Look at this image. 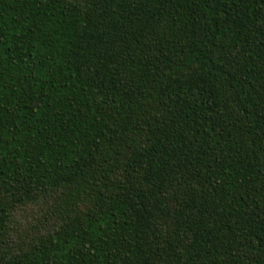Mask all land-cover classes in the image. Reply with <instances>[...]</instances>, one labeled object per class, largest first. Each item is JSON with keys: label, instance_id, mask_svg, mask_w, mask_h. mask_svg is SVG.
I'll use <instances>...</instances> for the list:
<instances>
[{"label": "trees", "instance_id": "obj_1", "mask_svg": "<svg viewBox=\"0 0 264 264\" xmlns=\"http://www.w3.org/2000/svg\"><path fill=\"white\" fill-rule=\"evenodd\" d=\"M0 264H264V0H0Z\"/></svg>", "mask_w": 264, "mask_h": 264}]
</instances>
